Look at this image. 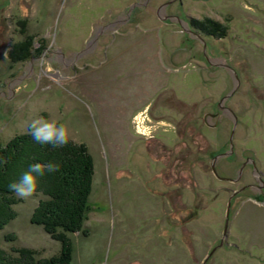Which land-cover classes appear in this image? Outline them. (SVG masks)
<instances>
[{"label": "rangeland", "instance_id": "1", "mask_svg": "<svg viewBox=\"0 0 264 264\" xmlns=\"http://www.w3.org/2000/svg\"><path fill=\"white\" fill-rule=\"evenodd\" d=\"M39 117L93 159L71 264H264V0H0V144ZM17 198L0 248L58 255Z\"/></svg>", "mask_w": 264, "mask_h": 264}, {"label": "trees", "instance_id": "2", "mask_svg": "<svg viewBox=\"0 0 264 264\" xmlns=\"http://www.w3.org/2000/svg\"><path fill=\"white\" fill-rule=\"evenodd\" d=\"M219 29L218 23H214ZM215 28V30H216ZM27 38V37H26ZM29 38L25 43H29ZM15 44L11 50L23 60L28 58V45ZM6 161V163H3ZM56 163L60 169L38 178V205L30 217V223L42 227L52 239L58 241V255L37 260L30 250L12 248V256L0 248V264H71V244L67 236L81 230L90 209L88 201L93 181V159L83 144L70 141L62 148L36 143L30 132L16 135L5 145L0 144V230L17 215L15 206L19 199L9 191L8 185L18 181L22 173L33 163ZM13 241L14 235H6Z\"/></svg>", "mask_w": 264, "mask_h": 264}, {"label": "clouds", "instance_id": "3", "mask_svg": "<svg viewBox=\"0 0 264 264\" xmlns=\"http://www.w3.org/2000/svg\"><path fill=\"white\" fill-rule=\"evenodd\" d=\"M28 127L33 140L40 145L47 144L55 148H62L68 145L71 140L69 127L55 120L39 117L33 119ZM59 169L60 165L56 163H33L27 171L22 173L18 181L8 185V189L21 199H29L37 192L38 178L44 176L46 172L54 173Z\"/></svg>", "mask_w": 264, "mask_h": 264}, {"label": "water", "instance_id": "4", "mask_svg": "<svg viewBox=\"0 0 264 264\" xmlns=\"http://www.w3.org/2000/svg\"><path fill=\"white\" fill-rule=\"evenodd\" d=\"M227 210H229V208L227 209ZM228 212V211H227ZM226 230H227V220H226V223H225V231H224V233L226 232ZM204 264V263H203Z\"/></svg>", "mask_w": 264, "mask_h": 264}, {"label": "flooded vegetation", "instance_id": "5", "mask_svg": "<svg viewBox=\"0 0 264 264\" xmlns=\"http://www.w3.org/2000/svg\"><path fill=\"white\" fill-rule=\"evenodd\" d=\"M168 4H169V2H168ZM154 137V136H153Z\"/></svg>", "mask_w": 264, "mask_h": 264}]
</instances>
